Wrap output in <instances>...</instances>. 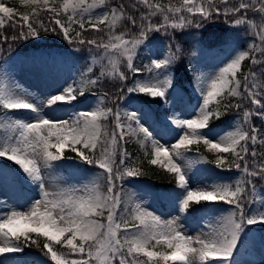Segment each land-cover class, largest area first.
I'll return each mask as SVG.
<instances>
[{"label": "snow or ice", "instance_id": "obj_1", "mask_svg": "<svg viewBox=\"0 0 264 264\" xmlns=\"http://www.w3.org/2000/svg\"><path fill=\"white\" fill-rule=\"evenodd\" d=\"M20 3L30 11L19 13L0 0V29L9 22L15 28L17 16L23 22L17 35H0V41L28 40L38 38L41 30L51 31L69 44L103 49L100 58L106 59L107 65L95 78L84 79L82 74L79 81L66 82V86L39 99L19 84H12L6 73L0 74V160L14 165L0 164V195L5 189L14 191L17 182L38 190V198H33L26 210L0 204V264H19L11 257L32 246L39 248L51 264H241L235 257L244 244L242 237L253 226L264 229V189L256 186L257 180L264 182V163H257V157L264 153L255 147L257 143L264 146L260 138L264 133L252 123L253 117L264 121V0H179L178 4L134 0L131 13L129 5L122 2L110 6L109 0ZM41 12L48 14L54 25L51 29L40 18ZM134 13H139L138 17ZM221 16L233 18L234 28L246 26L247 33L256 39L216 73L195 77L200 102L193 109V118L176 113L165 117L164 131L175 132L174 143H161L153 134L148 123L152 113L106 107L107 93L87 110H73L67 119L47 114L74 109L85 99L86 91L104 78L127 81V72L120 70L122 63L134 76L145 71L149 74L126 87L129 100L140 94L167 102L170 89L175 99L179 92L168 69L178 58L179 43H175V52L170 45L163 58L150 57L142 68L134 64L137 50L142 45L147 47L151 33L169 36V30L175 33L193 25L199 28L204 21ZM156 17L159 22L153 23ZM125 21L135 33L117 31ZM89 29L103 35L86 40L84 33ZM70 32L75 35L70 36ZM246 59L250 67L243 72ZM98 62L93 57L86 71L91 73ZM116 87L124 92L120 84ZM232 98L240 102L233 104ZM231 109L241 113L240 122L223 134H213L216 124L211 122L221 121ZM21 110L27 111L29 118L15 115ZM105 121H111V128ZM129 138H135L146 150L149 164L174 175L178 190L161 194L171 199L178 213L172 219H162L139 201L124 200L119 182L143 174L139 167L127 163L129 153L123 145ZM200 144L214 154L213 161L186 155L193 145ZM66 148L74 156H65ZM77 160L100 169L103 186L98 176L79 186L69 184L51 191L45 187L44 170L51 169L53 162ZM207 163L239 175L231 182L217 175L209 183L196 181L192 186L188 173L197 164ZM221 204L229 207L222 210ZM217 211L221 214L213 219ZM195 212L205 213L201 219L206 230L202 228L193 236L183 230L181 219Z\"/></svg>", "mask_w": 264, "mask_h": 264}, {"label": "rangeland", "instance_id": "obj_2", "mask_svg": "<svg viewBox=\"0 0 264 264\" xmlns=\"http://www.w3.org/2000/svg\"><path fill=\"white\" fill-rule=\"evenodd\" d=\"M224 19L229 20L227 18ZM230 25L232 24L230 23ZM194 29H196L195 32L191 30L192 33H190L189 36L194 39L195 44L202 50L201 44L196 42V37H200L202 33L199 28L195 26ZM204 39L206 38H202V41L206 42ZM64 42L66 44L68 43L67 41ZM166 42L167 41L165 37H163L162 42L159 40H148L145 42L147 44V47L145 48L149 50V56L151 58H163L164 55H166L169 51V49L166 47ZM55 43L56 41H44L43 47L51 48L50 50L40 48L39 50L33 49L30 52L20 51L8 55L5 57L4 63L2 64L3 72L1 74L6 73L12 84H19L23 89L27 90L31 96L37 99L42 98L45 94L58 87L66 86V82L71 84L76 80L77 71L81 70V65L79 62L72 61L71 48L69 51H67L61 47L54 46ZM83 51L89 54V62L92 61L93 57L97 58L99 61L98 63L100 71L102 66L107 65V60L100 58L102 56L103 49L98 50L92 46L86 49H79L78 53H82ZM240 51H242V48L238 47L237 45H233L227 53H222L221 55L215 57L208 56L205 58L202 56L201 59H197V56H195L194 58L198 61V64L195 65L194 68L196 69L193 70L191 75L192 77L188 82V87L190 89L189 93L183 94V96L180 98H171L170 103H172L173 108L170 114L166 116H171L173 113H176L183 115L185 118H193L195 115L193 109L200 102L199 92L195 90V77L199 74H204L207 76L216 73L220 67H223L231 57L235 56ZM53 56L54 59L52 58ZM120 70L127 72L128 80L121 83L120 81L116 80L112 81H114L116 85L120 84L122 87L131 86L133 81V79H131L132 73L127 71L126 64L122 63ZM168 72L175 79V72L171 69H168ZM148 75L149 74L146 76ZM144 77L138 78L143 79ZM100 92V90H96V93ZM178 92L181 94L179 89ZM99 97L102 96L96 94L87 96L80 103L75 104L74 109L69 108L65 111H57L55 113L47 112V109H45V111L49 116L67 119L68 116L72 114L73 110H87L89 106H94L97 103V99ZM111 98L112 99L109 102L110 107H119L121 110L127 109L129 111L152 113L153 115L148 123L152 125L151 130L153 131V134L157 137V139L160 140L161 143H165L166 145H170L175 142V132L164 131L166 116L164 119L158 118L146 101L148 97L140 94H134L133 98L129 100L126 88H124L123 93L118 92V89H116L115 94L112 95ZM177 98L178 100H176ZM248 107L252 108L254 106L248 105ZM15 115L19 118L27 119L29 118L30 114L26 111H18L15 113ZM240 116L241 113H239L237 116L231 117L225 124L216 125V127L213 129V134H223L225 131L230 130V126L240 122ZM105 125L111 128L110 124L105 123ZM186 155L188 156L187 153ZM189 158L195 159L194 157ZM257 163L259 162L257 161ZM83 167L84 164L78 160L75 161V163L72 161L53 162V167L51 169L44 170L46 181L45 187L51 191L60 187H66L69 184L79 186L81 184L87 183V179H80L79 181V178L82 176L84 170ZM203 168H207L210 171V168L206 165L197 164L188 173L192 182V186H195L196 181L209 183L217 175L222 177L224 182L234 181L239 175L233 171L232 173L222 172L220 174L206 172L205 176H203ZM256 186L258 190L264 189V182L257 180ZM130 197L133 199V202H141L145 208L154 212L156 215H159L164 220L172 219L178 214L175 210L174 204H172V206L166 207L161 203L155 187L152 185L133 187V189L130 191ZM33 198H38V190H36L31 184L17 182L14 191L5 189L4 194L0 195V204H4L6 208L15 207L21 210H26L28 203H30ZM228 207L229 206L223 205L219 206V208L225 209ZM209 211H211V209H209ZM220 214L221 212L217 211L216 216L213 219H218ZM204 215V212H195L183 217L181 219L183 230L193 236L199 234L201 229L205 228V220L201 219V217ZM242 239L244 240L243 245L247 249H245V252L241 253L236 259L239 260L241 264H264V229H260L258 226H253L252 230L247 234V236L242 237ZM11 259L18 261L19 264H32L30 262H26L23 253L15 255L11 257Z\"/></svg>", "mask_w": 264, "mask_h": 264}, {"label": "trees", "instance_id": "obj_3", "mask_svg": "<svg viewBox=\"0 0 264 264\" xmlns=\"http://www.w3.org/2000/svg\"><path fill=\"white\" fill-rule=\"evenodd\" d=\"M4 2L13 8H15L19 13H25L29 12L30 9L27 7H24L21 5L20 0H4ZM124 3L126 5H129V8L127 9L130 13L132 12V9L130 5L134 2V0H109L110 6H115L120 3ZM161 3H169V0H159ZM172 3H179V0H171ZM137 17L139 13H134ZM249 16L252 17L253 13L249 12ZM40 18L44 21L45 25L51 29L53 27V23L49 21L48 19V14L45 12L40 13ZM225 17H217L214 18L213 20H208L204 21L202 26L199 27V30L201 31L202 35L200 37H196V42L201 44L202 46V52L198 48L194 46L195 42L194 39H192L189 35L192 33V31L195 32L196 29H194V25L190 26L188 28H185L183 31H177L175 33H172L171 30H169L170 35L165 36L163 32L160 33H151L149 34V40H159L163 41V37L166 39V45L169 46L171 45L172 51L175 52V43H179L180 45V51L177 53V59L173 62V64L170 66V68H173L177 72V86L180 87L183 91H186V87H184V83L189 80V74L186 70L189 65H192L194 62L197 60L194 58L195 55L197 56V59H201V56H216L219 54H222L224 52H227L232 44H237L238 47L242 48V51H245L248 49V44L249 42L253 41L255 39L254 36H251L247 33L246 31V26L242 25L239 27H233L230 25L231 19L233 18H227L229 20H225ZM256 20L257 23H260V17L257 14L256 15ZM17 26L15 28L12 27L11 22H9L4 28L0 29V35H17L20 31L19 24L23 23L22 21L19 20V17L17 16L16 18ZM197 20L199 17L196 18ZM159 22V18H153V23ZM88 26L86 25V28ZM26 30V29H25ZM76 31H80L78 26L75 28ZM192 30V31H191ZM117 31H131L133 33L136 32V29H132L130 26H128V22L125 21L124 23L121 24L120 28L117 29ZM74 32H70V36H74ZM103 35L102 33H96L94 30L89 29L88 32L84 33V38L91 39V38H98L99 36ZM182 35H184L182 38ZM174 36V40L172 37ZM202 38L206 42L202 41ZM47 40L48 42H53L56 41L54 46L61 47L64 50H70L71 48V54H72V59L74 62H79L81 65V70L78 71L80 73V79H88L89 76L91 78H95L100 74V69H99V63H96L93 66L92 72L91 73H86L82 69L84 67H87L88 64H90L87 56L88 53L83 51L82 53H78L77 49H86L89 47H92L91 45H80L78 43H65L64 41H67L62 38V35H57L54 32L51 31H44L41 30L40 36L38 38H30L28 40H16L13 42L12 40H9L7 43H4L3 41H0V70H2L1 63L3 62L2 59L5 55L17 52V51H27L29 49H39V48H45L43 47L44 41ZM202 41V42H201ZM147 42V41H146ZM74 48V49H72ZM50 50L51 48H45ZM88 50V49H87ZM196 50L197 52L194 53ZM149 54L148 50L142 45L138 50H137V57L134 60V64L138 66L139 68H142L143 65L148 64L149 61ZM250 67V60L246 59L243 62L242 68L243 72H247ZM146 72V71H145ZM144 73V72H142ZM140 73V74H142ZM143 76V75H142ZM242 79V76L240 77ZM79 79V80H80ZM176 86V85H175ZM183 86V87H182ZM90 90H100L102 93H107V98L109 99V95H114L116 92V86L113 84V81L111 79L104 78L102 79L101 83L98 84L95 88H92ZM178 90V89H177ZM242 90V89H241ZM109 94V95H108ZM174 98V93L170 89L169 95H168V100L167 102L161 101L160 99H155L153 101V107L154 109L157 110V112L161 110H165L169 108L170 99ZM240 102L237 98H232L231 103L235 104ZM152 104V101H151ZM239 114L235 109H231L228 111L226 117H221V121H215L213 120L211 123L216 124V125H221L225 124L231 117L234 115ZM107 122V121H105ZM253 123L261 129V132L264 133V121H261L260 119L254 117L253 118ZM261 139H264V135H261ZM125 147L127 148L128 152L130 153V158L132 159V164L137 167H139L142 171V175L134 177L135 180L137 178H140L143 181L146 182H151L154 184L158 189L161 190V194L171 192L172 190H178L176 189V184H175V177L173 174L168 173L166 170L160 168L158 165H151L148 163L149 157L145 156V149L141 148L140 144L137 143L135 138H129L127 143L125 144ZM256 150L258 153H264V146L260 145L257 143L255 146ZM251 150V149H250ZM148 152L151 151L150 148L147 149ZM67 156H74L73 153H71L69 150L66 151ZM188 155L191 157L197 158L198 156H203L209 161L214 160V154L208 152L203 144H200L199 146L193 145L192 150L188 152ZM257 159L259 160L260 163H264V155L258 156ZM229 161H231V156H229ZM2 164H5L6 166H13L11 162H6L3 160H0ZM130 165V166H131ZM207 167L210 168V172L214 174H220L222 171L216 169L214 167V164L212 163H207ZM226 173H232V172H227L223 171ZM101 171H96L93 169H86V178L87 181L93 180L96 177L100 176ZM99 183L101 186L104 184L103 177L100 176ZM122 184L123 188V198L126 201L133 202V199L130 197V191L133 189V186L136 185L137 183H133V181H123L119 182ZM161 194L160 197L162 202L164 204H172L171 199L167 198L166 196H162ZM224 209V208H221ZM131 212V208H129V213ZM41 246L43 243V240L41 239L40 241ZM56 248L59 250L60 246L57 245ZM25 254H26V259L28 261H31L33 264H51V261L49 260L48 257L44 256L41 250L35 246L32 247H27L25 249Z\"/></svg>", "mask_w": 264, "mask_h": 264}]
</instances>
